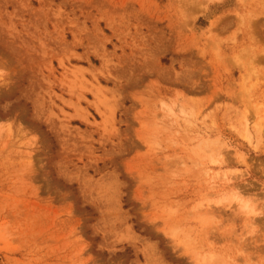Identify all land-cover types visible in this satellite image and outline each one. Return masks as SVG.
I'll return each instance as SVG.
<instances>
[{"label": "rangeland", "instance_id": "1", "mask_svg": "<svg viewBox=\"0 0 264 264\" xmlns=\"http://www.w3.org/2000/svg\"><path fill=\"white\" fill-rule=\"evenodd\" d=\"M0 264H264V0H0Z\"/></svg>", "mask_w": 264, "mask_h": 264}]
</instances>
